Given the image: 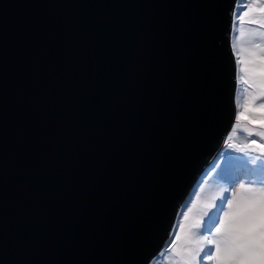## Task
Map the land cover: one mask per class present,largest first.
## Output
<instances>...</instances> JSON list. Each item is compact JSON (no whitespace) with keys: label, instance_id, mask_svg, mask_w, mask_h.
Masks as SVG:
<instances>
[{"label":"water","instance_id":"95a60500","mask_svg":"<svg viewBox=\"0 0 264 264\" xmlns=\"http://www.w3.org/2000/svg\"><path fill=\"white\" fill-rule=\"evenodd\" d=\"M236 0H0V264H149L234 122Z\"/></svg>","mask_w":264,"mask_h":264},{"label":"snow or ice","instance_id":"6c2138e0","mask_svg":"<svg viewBox=\"0 0 264 264\" xmlns=\"http://www.w3.org/2000/svg\"><path fill=\"white\" fill-rule=\"evenodd\" d=\"M259 10L264 13V8ZM249 55L246 63L252 67L246 70L254 75L258 72L264 86V47L258 67L255 52ZM251 143L261 155L237 166L232 155L225 152L213 170L224 187L196 215H185L188 223L181 225L184 243L178 252L180 264H264V144L254 139ZM249 176L253 178L248 182L232 187ZM196 236L199 238L193 239Z\"/></svg>","mask_w":264,"mask_h":264},{"label":"rangeland","instance_id":"374dc122","mask_svg":"<svg viewBox=\"0 0 264 264\" xmlns=\"http://www.w3.org/2000/svg\"><path fill=\"white\" fill-rule=\"evenodd\" d=\"M256 1L236 0L233 9L232 28L228 43L235 63L234 75L236 82L238 84L240 79L245 86L244 88L238 86L236 89V116L233 126L228 133L224 147L219 150L210 165L203 168V171L194 181L189 196L180 203L170 231L171 241L160 250L159 255L151 260L156 264H180V258L178 259L176 254L182 249L184 243L181 225L188 223L184 217L185 215H196L197 210L202 209L204 204L210 202L211 198L218 195L220 189L224 187L215 178L213 172L216 166L222 162L223 154L225 152L230 153L237 166H239V163H236L235 160L238 162L250 161L261 155V150L251 141L254 139L258 144H264V126H262L264 125V87L251 71L246 70L252 67L246 61L251 58L249 54L253 51L256 54V65L258 67L261 48L264 47V21L258 19L262 12L255 7L257 5L259 7L260 4L258 1L256 4ZM252 15L255 16L250 17ZM246 20L252 23L254 21L253 24H259L260 27H263V30L250 27L251 23L246 22ZM237 157L241 159L239 160ZM252 178L250 176L243 177V180H237V183L232 187L236 189L240 182H248ZM198 185H200L199 189ZM195 193H198V195ZM197 218L199 219L198 216ZM204 235H207V233ZM177 236H181V239H177ZM198 238L199 236L193 237V239ZM172 241H175V243L170 245ZM165 248H168V250ZM150 263L152 264V262ZM205 264H208V262H205Z\"/></svg>","mask_w":264,"mask_h":264},{"label":"trees","instance_id":"16d2710c","mask_svg":"<svg viewBox=\"0 0 264 264\" xmlns=\"http://www.w3.org/2000/svg\"><path fill=\"white\" fill-rule=\"evenodd\" d=\"M260 4H259V7H258V5L257 6H255V7H257L258 9H261V8H264V0H257ZM257 1H256V4H257ZM236 13V12H235ZM233 14H234V12H233ZM255 15H252V16H250V17H254ZM260 21H264V13H262V15H260V17L258 18ZM246 22H249V21H247L246 20ZM249 23H251V25H250V27H255V28H259V29H261V30H263V27H260L259 26V24H253L252 22H249ZM258 25V26H257ZM241 31H242V28H241ZM257 62V61H256ZM256 78H257V80H258V82L259 83H261V81H260V78H259V74H258V72L254 75ZM262 84V83H261ZM238 86L239 87H242V88H244L245 86H244V83L242 82V81H240V79H239V83H238ZM264 87V86H263ZM237 159H241L240 157H237ZM235 162L236 163H241V162H238L237 160H235ZM196 188V187H195ZM200 188V186H198V189ZM196 195H198V193H195ZM197 233L199 232V230H197L196 231ZM172 244H174L173 243V241L170 243V245H172ZM166 250H168V248H165ZM159 254H160V252H159ZM158 254V255H159ZM176 257L179 259L180 257H179V255L178 254H176ZM157 259H159V260H161L159 257H157ZM152 262V264H156V263H154L153 261H151ZM151 264V263H150Z\"/></svg>","mask_w":264,"mask_h":264},{"label":"bare ground","instance_id":"6f19581e","mask_svg":"<svg viewBox=\"0 0 264 264\" xmlns=\"http://www.w3.org/2000/svg\"><path fill=\"white\" fill-rule=\"evenodd\" d=\"M237 85H238V84H237ZM237 88H238V87H237ZM236 91H237V90H236ZM236 95H237V92H236ZM236 95H235V104H236ZM235 110H236V108H235ZM235 116H236V113L234 112V118H235ZM191 187H192V186H191ZM190 190H191V188H190ZM190 190H189V192H188L186 198L189 196V194H190ZM178 210H179V207H178L177 211H178ZM170 241H171V234L169 235V238H168L167 243L170 242ZM167 243H166V244H167ZM166 244H165V245H166ZM165 245H164V246H165ZM163 248H164V247H163ZM151 260H152V259H151ZM151 260H150V262H151ZM150 262H149V264H150Z\"/></svg>","mask_w":264,"mask_h":264},{"label":"clouds","instance_id":"9594fccd","mask_svg":"<svg viewBox=\"0 0 264 264\" xmlns=\"http://www.w3.org/2000/svg\"><path fill=\"white\" fill-rule=\"evenodd\" d=\"M198 186H200V185H198ZM159 252H160V251H159ZM159 252H158L156 255H158V254H159ZM156 255H155V256H156ZM155 256H154V257H155ZM154 257H153V258H154ZM153 258H152V259H153Z\"/></svg>","mask_w":264,"mask_h":264}]
</instances>
